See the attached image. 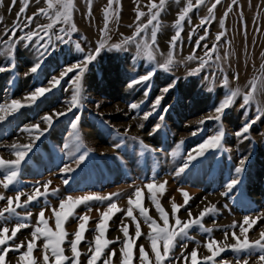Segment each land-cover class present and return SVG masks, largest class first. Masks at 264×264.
<instances>
[{
  "label": "rangeland",
  "instance_id": "rangeland-1",
  "mask_svg": "<svg viewBox=\"0 0 264 264\" xmlns=\"http://www.w3.org/2000/svg\"><path fill=\"white\" fill-rule=\"evenodd\" d=\"M107 3L108 0H92L89 13L86 0H74L75 9L72 18L77 31L71 34V41L79 42L84 52H78L75 43L63 44L56 40V35L61 34L58 29L67 27L58 24L52 30L54 51L45 57L38 73L26 75L36 62L38 53L35 44L26 48L25 44L28 42L19 41V37L36 29L37 25L49 23V20L44 16H37L30 27L16 33L15 58L14 61H10L7 48L11 41L5 35V31L13 27L22 3L21 0H17L13 6L11 0H0V66L10 65L13 62L15 64L14 69L3 73L6 82L0 94L1 104L13 99L25 102L24 98L36 87H49V81L53 77H59L67 67L79 63L84 56L93 53L102 38L106 41L105 48L88 65L84 73L83 107L79 110L73 109L72 112L60 117L35 141L32 149L35 151L34 154L37 149L45 145L47 140L53 142L52 146L57 152L55 159H52V155H48V161L44 159L40 163L39 157L34 158L33 154L22 163L20 171L23 167H27L24 165H30L31 161L34 163L39 161L40 165L37 169L29 171L24 180L19 177V171L17 182L8 189H2L3 186L0 185V194L5 197L14 199L18 193H23L20 201L23 206L16 209L18 215L6 214V220L0 219V227L7 226L11 229L17 223L29 225L21 229L15 241L10 243L19 244L21 241L27 242L32 239L31 232L36 227L38 213L41 210H44L45 217L48 218L49 228L55 230L53 209H59L60 201L69 196L76 198L97 194L104 197L111 193H119L120 195L113 197V200L123 211L111 216L106 236L109 240L120 237V242L108 246L117 253L112 258V264H120V249L124 239L120 231L121 222L128 225L129 235L135 237L136 225L125 215L129 207L128 198L136 188L143 189L142 206L148 209V215L152 219L163 226V220L156 211L145 185L152 182L158 185L165 181L166 190L163 194L157 192V199L169 214L170 225L175 224L171 215L173 202L177 205L184 204L181 190L187 192L190 197L186 208L179 210L178 216L181 221L189 220V211L192 217H198L205 207L215 205V210L204 216L203 227L197 225L190 228L189 239L178 238L173 264H182V261L176 260L175 257H179L182 252L191 253L194 248L198 250L200 264H204L202 258L211 255L204 247L210 239L228 245L234 244L233 231L243 239L239 224L243 222L245 216L253 219L261 217L247 232L249 241L260 239L261 233L264 232V116L252 124L247 139L237 137L236 132L256 116L258 107L264 109V0H237L235 4L232 0H221L214 10V18L205 26L197 28L201 19L208 16V7L214 3V0H205L204 4L190 11L182 22L181 34L173 50V63L167 70L160 68L159 65L164 63L170 51L169 42L177 31L175 22L187 0H168L165 9L161 12L154 52L155 60H149L144 54L138 53L134 43L122 45L121 49L111 47L122 44L126 37L133 34L136 27L135 9L139 4L141 10L147 13L145 5L148 4V0H119V4H114L113 9L118 10V16L114 15L108 20L107 36L103 37L104 10ZM193 3L195 4V0ZM45 6L44 0H40V3L31 0L25 16H32L39 8ZM229 6H231L230 12ZM251 6H256L255 10ZM250 9H252L251 13L248 12ZM225 12H228L226 17ZM249 13L251 19L247 15ZM79 18L84 20L80 21ZM147 19L146 15L141 23H146ZM221 20L224 21L223 28ZM20 24H24L23 16L20 18ZM194 28L195 32H193ZM205 29H207V38L201 41V46L197 48L195 42L200 36L205 35ZM150 32L151 26L149 32L142 35H150ZM221 32L224 35L217 42L215 38ZM237 39H239L238 43ZM205 44L209 48L216 44V51L208 63L200 68L199 59L188 60L187 57L193 52L197 57L204 56ZM242 49V65L239 67L236 63ZM256 49L262 52V54L258 52L257 58ZM217 56H219L218 60ZM152 70H155V75L151 79V91L147 97L144 95L145 85L129 87L133 79ZM193 71H196L195 75L190 74ZM14 75L15 82L11 78ZM29 76L30 82H28ZM73 76L74 73H68L61 79L59 86L46 95V98L38 99L31 107L20 109L18 113L0 123V158L13 160L15 159L11 150L13 143L23 145L32 142L35 133L25 132L22 129L37 123L41 129H45L47 125L41 121V117L53 112L67 111L73 88L70 78ZM225 78L228 80L227 86L224 85ZM254 79L257 84L255 99L247 107L241 108L243 96L250 90ZM240 82L241 86H239ZM173 83L175 86L170 88L168 93H162L163 88ZM237 89L240 94L227 110L222 124L207 119L203 125L198 123L201 119L214 115V107L231 91ZM158 96H163L160 108L152 112V103ZM133 103L139 104V108L131 109L130 105ZM164 108L168 109L166 113L163 112ZM147 112H152V115L145 120L144 114ZM75 115L80 116L78 142L75 132L70 131L71 121ZM160 115H164L163 121L159 119ZM157 124L160 128L154 131ZM221 126L226 133L222 147L207 152L204 157L194 161L184 173L177 175V170L182 166L187 154L204 139L214 135ZM197 129L202 131L193 136V131ZM53 131L56 140H52ZM67 134L69 137L66 140ZM181 140L184 143L178 149L177 145ZM140 141L154 151L144 150ZM116 145L120 146L116 147ZM84 151H88L89 155L77 167L73 162L74 158ZM242 159L246 160L244 171L237 174L235 168L240 166ZM66 164L75 171L65 175L61 170ZM65 178L70 181L67 185L63 182ZM233 178H238L240 183L229 192L226 185ZM0 179H3V176H0ZM49 181L51 183L47 195L39 196L36 201L24 205L28 195L33 194L36 188L43 193V185ZM53 190H56L55 195H52ZM225 192L227 195L222 194ZM108 203V200L89 201L76 207L73 214L67 217L62 225L68 234L62 244L66 256H72L69 241L73 239L72 234L76 232L80 223L78 217L88 215L90 217L86 225L88 230L84 233L83 241L78 245L81 253L80 264H87L90 255L89 244L96 234L94 231L96 223ZM6 206V199L0 200V209ZM133 208L142 235L135 240L131 264H140V245L144 246L154 264L148 239L150 228L139 215V210L135 206ZM28 213H31L30 217ZM234 222L237 224L235 229L232 227ZM204 229H211V232H205ZM225 232L228 233L226 241ZM43 243L41 237L34 247L33 256L37 259V264H42ZM24 250L26 249L22 248L21 252ZM107 251L108 249L105 250L106 253ZM19 255V252L10 251L6 264H17ZM236 255L231 250H227L216 257V264H220L222 260L227 264H237ZM239 255L241 264L243 259H248L249 264H259L258 250L250 257L244 253ZM98 264L101 262L98 261Z\"/></svg>",
  "mask_w": 264,
  "mask_h": 264
},
{
  "label": "snow or ice",
  "instance_id": "snow-or-ice-1",
  "mask_svg": "<svg viewBox=\"0 0 264 264\" xmlns=\"http://www.w3.org/2000/svg\"><path fill=\"white\" fill-rule=\"evenodd\" d=\"M17 0H11L12 5L16 4ZM31 0H21L22 7L20 11L17 13L16 21L13 24L11 29L5 31V35L9 37L11 41L8 44L7 53L9 55L10 61H14L15 58V49L17 46L16 33L21 31L23 28H28L31 26L33 21L37 16H44L49 20V23L43 25H37L36 29L25 33V35L19 37V41H27L25 47H30L35 44L36 52L38 53L36 62L30 68L29 74H36L38 70L42 67L44 59L47 55L52 54L54 51V45L52 44V30L56 25H66L67 27H60L58 29L59 33L56 35V40L63 44H69L70 42L75 43V48L78 52L83 53L84 49L81 47L79 42L71 41V34L77 31L76 24L73 22V11L75 9L74 0H44L45 7L39 8L36 13H33L32 16H25L27 8L30 4ZM89 13L91 11L92 0H86ZM168 0H148V4L145 5L147 7V13L142 11L139 4L137 5L135 12V23L136 27L133 34L129 37H126L122 44L112 45V48L121 49L122 45L132 44L134 43L137 47L138 53L144 54L147 59L155 60L154 52L156 50V41H157V32L160 28V14L165 9ZM237 0H232V3L235 4ZM36 3H40V0H36ZM205 0H195V4L193 0H187L186 5L181 9L177 16V20L175 22V27L177 31L175 35L171 38L169 42L170 51L164 61V63L160 64L159 67L167 70L170 65L173 63V50L176 47V42L180 37L182 30V22L188 17V13L192 11L194 8L199 7L204 4ZM221 3V0H214V3L208 7V16L201 19L200 24L196 27L205 26L210 19L214 18V10L217 5ZM114 4H119V0H108L107 6L105 8V26L102 29L103 37L107 36L108 31V20L116 15L118 16V10L113 9ZM228 11H231V6H229ZM148 16L146 23H141L143 17ZM225 17L228 15V12H225ZM24 17V24H20V18ZM221 27L224 26V21L221 20ZM151 26L150 35L144 36L142 34H147L149 32V27ZM195 28L193 32H195ZM10 33V35H9ZM43 33V35H41ZM224 35L223 32L218 33L216 36V41L219 42L221 37ZM45 37L47 39L45 40ZM65 37H68L65 39ZM139 38V39H138ZM207 38V29H205V35L200 36L198 40H196V47H200V42ZM43 41V43H41ZM7 43V42H5ZM106 41L105 39H101L100 43L97 45L93 53H89L83 57V59L74 65L67 67L64 71L60 73L59 77H53L49 81V87L45 88L43 86L36 87L30 94H28L24 99L25 102H21L20 100H11L10 102H6L0 104V123L4 122L9 116H13L20 111V109L24 107H31L36 103L38 99L46 98V95L51 92L54 88L59 86L61 79L68 75V73H74V76L71 77V82L73 85L72 95L70 100L68 101L67 111L62 112H53L51 114H45L41 117V121L47 125V128L41 129L39 127V123L32 125L30 127H25L22 129L25 132L35 133L32 142L29 144H17L13 143L11 145L12 154L15 156L13 160H5L0 158V172H3V179H0V185L3 186L4 189H8L11 185L17 182V177L20 171V167L22 163L26 161L28 154L32 151L35 141L38 140L44 133L53 126V124L59 120L60 117L67 115L68 112H72L73 109L79 110L83 107V77L84 73L88 68V65L91 64L99 55L101 50L105 48ZM206 49L204 52V56L197 57L195 52L187 57L188 60L199 59L200 68H203L206 63L211 59L213 53L216 51V44H213L211 48L208 47L207 44L203 45ZM219 59V56L216 57ZM15 68V64L10 63V65L0 66V73H4L5 71H9ZM198 71V70H196ZM196 71L190 73L191 75H195ZM155 75V70L147 72L145 75L140 76L138 78L133 79L129 83V87H133L136 85H145L144 95L147 97L149 92L151 91V79ZM224 85H228V80L225 78ZM174 83L168 85L163 88L162 93H168L170 88L174 87ZM257 91V84L255 79L251 82L250 90L244 94L243 103L241 104V108H245L250 105L255 99V93ZM239 90L231 91L230 94L226 95L225 98L214 107V115L209 116L205 119H201L198 123L203 125L207 120H214L222 124L224 117L227 115V110L233 105L235 98L239 95ZM163 96H158L152 103V112L157 111L160 108L161 100ZM143 103V101H141ZM139 104L133 103L130 105L131 109L139 108ZM168 109L164 108L163 112H167ZM152 112H147L144 114V119H148ZM256 116L250 121L246 122L242 128L236 132L237 137H243L247 139V133L250 130L252 124H255L258 120L264 116V109L257 108ZM164 115H160L159 119L161 121L164 120ZM80 121V116L75 115L74 119L71 121V126L74 130L78 128V123ZM142 127V125H141ZM160 125H155V130H159ZM202 131V129H197L193 131L192 135L195 136ZM151 134V133H150ZM226 135L223 127L221 126L214 135H211L203 140L196 148H194L191 152H189L182 164V166L177 170V175L184 173L189 167L192 165L194 161L197 159L204 157L205 154L211 150H218L222 147V140ZM135 139V138H133ZM142 147L146 151H154L150 149L148 145L143 144V141H140ZM184 141L181 140L177 145L179 149L183 145ZM120 145H116L119 147ZM67 147V145H65ZM175 154V153H173ZM89 152L84 151L74 158V163L77 167L82 164L88 157ZM246 163L245 159L240 161V166L235 168V172L240 174L244 171V165ZM65 175L75 171L70 165H65L61 170ZM64 184L67 185L70 181L69 179H64ZM51 182L49 181L47 184L43 185L44 192L41 193L39 188H36L34 193L28 195L27 200L24 201V205H27L33 201H36L39 196L48 194V187ZM240 180L238 178H233L230 182L227 183V190L232 191L238 184ZM167 182H163L160 184H156L155 182L148 183L145 185L147 188L152 203L155 205L156 211L159 213L161 220H163V226H160L157 221L152 219L151 216L148 215V209L143 207L141 204V198L143 195V189L136 188L133 192L132 196L128 198L129 207L125 211V215L128 218H131L135 223V237L129 235L128 225L123 224L121 222L120 231L123 233V241L122 247L120 249V264H131L133 258V247L135 245V240L139 238L141 233V227L139 221L136 220V216L134 215V208L139 210V215L144 218V221L148 223L150 228V232L148 234V239L151 244V253L154 256V264H173L174 258V249L176 248L178 238L189 239L188 230L193 226L203 227L202 220L205 215L210 214L215 210V205H211L209 207H205L199 214L198 217H192V213L189 211V220L181 221L178 213L180 208H186L188 201L190 199L189 194L187 192H183L184 204L177 205L173 202L172 204V218L175 220V224L169 223V214L162 208L159 200L157 199V192L163 194L166 190ZM56 190L52 191V195H55ZM223 195H227V192L222 193ZM21 195L23 193H18L15 198L5 197L3 194H0V200H5L7 202V206L3 209H0V219H7V216L18 215L16 213V209L21 207ZM119 193H111L108 196H99L97 194H88L83 197L73 198L71 196L60 201L59 209H53V216L55 219V230L49 228L48 218L45 217L44 210H41L38 213L36 227L31 232L32 239L24 242L21 241L19 244H13L10 242H14L17 233L21 231V229L28 227L29 225L26 223H17L14 227L9 229L7 226L0 227V264H6V258L8 253L11 252H19V258L17 264H37V259L33 256L34 247L36 245V241L43 237V255H42V264H80V255L81 253L78 250V245L84 239V233L88 230L86 225L90 221V217L88 215L79 216L78 219L80 223L77 226V230L73 235V239L69 241L70 250L72 253L71 257H68L64 254V248L62 244L65 242L66 236L68 235L62 225L65 223L68 216L72 215L75 208L82 204H87L92 200H108V206L106 210L101 213L99 221L96 223V227L94 229L95 236L93 240L89 244V253L90 255L87 258V264H98V261L101 264H112V258L117 255L115 249H110L108 246L110 244H114L116 242H120V237H116L114 240H109L106 236L108 221L111 216L116 212L123 211L118 208L117 204L114 202L113 197H118ZM67 209V211H66ZM89 211L91 209L89 208ZM28 216H31V213H28ZM261 217H256L255 219L245 216L244 220L241 224H239L240 233L243 236H238L235 231L232 232V238L235 240L234 244L228 245L222 242H218L215 239L208 240L204 247L206 250L211 253V255L204 256L202 260L204 264H216V257L220 256L227 250H231L236 253L237 264H241L240 253H244L246 256L250 257L257 250L259 251L258 262L259 264H264V232L261 233V238L255 241H249L247 232L253 225L257 223V221ZM245 225L248 227L246 228ZM233 229L237 227L236 222L232 225ZM205 232H211V229H204ZM10 233V234H9ZM228 238V233L225 232V241ZM183 247H187V245H183ZM24 248L26 250L21 252V249ZM108 249L107 253L105 250ZM176 260H181L182 264H200L198 260V250L193 249L191 253L185 254L181 253L179 257H175ZM139 260L140 264H153L152 260H150L145 248L143 245L139 246ZM220 264H227L225 261H221ZM243 264H249L248 259H243Z\"/></svg>",
  "mask_w": 264,
  "mask_h": 264
},
{
  "label": "crops",
  "instance_id": "crops-1",
  "mask_svg": "<svg viewBox=\"0 0 264 264\" xmlns=\"http://www.w3.org/2000/svg\"><path fill=\"white\" fill-rule=\"evenodd\" d=\"M5 75L3 73H0V94H1V90H2V86L3 84L6 82L5 81ZM12 78V81H16V76H11ZM11 81V82H12ZM28 82H30V76L28 77ZM53 98V97H51ZM2 103V97L0 95V104ZM60 129V128H59ZM70 131L72 132H75L76 134V141L78 142L79 139H78V135H79V131H78V128L76 130L72 129L70 127ZM52 140H56L57 138L55 137V132L53 131L52 133ZM68 134H67V137H66V140L68 139ZM53 142H51L50 140H47V142L45 143V145L42 147V148H39L36 150V153L34 154L35 151H31L29 154H28V158L31 157L33 154H34V158H37L39 157V161H41L40 163H42L44 161V159H46L48 161V155H52V159L54 160L56 155H57V152L55 151V149L53 148L52 146ZM51 159V161H53ZM39 161H36L35 163L33 161L30 162V165H24V166H27V167H23L22 170L20 171V174H19V177L21 178V180H24L25 177L27 176V174L29 173V171L31 172L33 169H37L38 166L40 165ZM0 176H3V174H0ZM4 189V188H2Z\"/></svg>",
  "mask_w": 264,
  "mask_h": 264
},
{
  "label": "bare ground",
  "instance_id": "bare-ground-1",
  "mask_svg": "<svg viewBox=\"0 0 264 264\" xmlns=\"http://www.w3.org/2000/svg\"><path fill=\"white\" fill-rule=\"evenodd\" d=\"M245 7V9L247 10V8H246V6H244ZM251 7H253L254 8V10H255V7L256 6H251ZM251 10L252 9H250V11H248V12H250L251 13ZM244 13V12H243ZM250 13L249 14H247L248 15V17H249V19H251V16H250ZM80 19V21H83L84 19H81V18H79ZM82 23V22H81ZM248 36V35H247ZM237 37H239V36H237ZM240 39V38H239ZM239 39H237V43L239 42ZM240 43H242V41L240 42ZM256 51V58L258 57L257 56V54H258V52L259 51H257V49L255 50ZM259 53H261L262 54V52H259ZM241 58H243V49L242 50H240V52H239V54H238V60H237V63L236 64H238V66L240 67L241 65H242V59ZM244 61V60H243ZM242 83L244 82V81H241ZM241 82L239 83V86H241ZM123 204V203H122ZM124 205V204H123Z\"/></svg>",
  "mask_w": 264,
  "mask_h": 264
}]
</instances>
